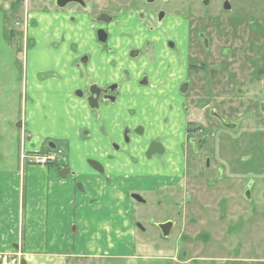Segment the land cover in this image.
Returning <instances> with one entry per match:
<instances>
[{
    "label": "rangeland",
    "instance_id": "obj_1",
    "mask_svg": "<svg viewBox=\"0 0 264 264\" xmlns=\"http://www.w3.org/2000/svg\"><path fill=\"white\" fill-rule=\"evenodd\" d=\"M54 1L29 0L30 5L28 6L27 3L28 7L25 8L28 13L26 14L28 17V23L25 24L28 29L26 31L21 26L24 23L21 16L17 20L19 26H15L14 16L8 17L5 22L0 21V171L17 169L22 146L21 129L18 123L31 116L32 111L30 110L36 108L35 103L41 104V109L50 110L53 106L65 103L66 94L72 90L73 82L67 78L72 72L71 68L67 67L70 66L68 51L72 46L68 38H74V36H70V32L67 35L63 34L60 40H56L54 49H51L44 39L37 42L29 38L31 27H35L34 22L36 24L38 22L37 18L32 17L31 19L32 14L37 13L36 11H58ZM79 1L83 4L71 3L68 7L80 14L74 19L75 22L83 21L85 18L83 14L97 21V16L101 12L110 16L133 13L136 17L134 23L138 28L155 32L159 35L157 38L159 42L163 41L168 44L173 42L174 47L162 49L163 54L159 49L153 60L156 67L160 66L158 72L166 77L170 78L173 72L176 75L178 73L174 71L173 62H178L179 69L183 70L180 72V77H186L189 60L187 44L189 43L191 56L197 57L199 66L205 62L206 69L211 65L223 68L216 90L219 92L222 90V85L228 82L230 88L228 93H216L214 108L222 114L228 113V119L238 123L239 127L225 131V136L219 134L222 139L219 148L222 150L212 155L210 160L213 163H211L210 170H207L205 166L208 153L202 154L201 157L198 156L194 164H188V169L192 174L188 175V180H184L182 187H179L183 190L176 192V197L180 196L181 199L170 197L164 190L152 194L143 192L147 202L137 205L136 217L143 223L141 225L145 230L139 229L137 224H132L136 236L133 254L129 248L123 247L122 242H118L117 247L109 251L111 256L106 258V261L81 258L69 263L264 264V97L262 98L264 96V76L256 78L253 72L256 66H264L262 64L264 62V36L260 39L261 48L257 49L259 52L253 53V56L249 54V57H255L256 61L251 64L246 63L245 66L242 58L232 59L231 55L236 53L231 54V50H227L225 57L219 55L223 46L228 45L226 44L228 40L226 36L223 41L216 35L222 22L218 24L211 17L218 13L225 14L222 6L224 0H157L156 3H149L154 0ZM249 1L254 0H236L237 14L234 16L230 14L232 25L242 23L240 21L245 11L243 5ZM144 4H148L153 10L156 8L165 11V17H167L162 22L159 21V10L151 13L148 5ZM61 11L67 13L66 10L61 9L59 12ZM29 13H32L31 16ZM185 18H187L186 21ZM179 23H182L181 27ZM246 23L245 25L248 26V22ZM184 28L187 33H190V42L185 40ZM12 30H14V35ZM201 33L204 35L199 37ZM212 33L216 38L213 50L217 52V56L212 62H208V54L202 41L207 35L211 37ZM239 36L240 31L228 34L232 41H236ZM74 45V48L76 45H79V48L90 46L83 40ZM108 46V44L102 45V49L107 50ZM241 55L246 56L245 53ZM143 56L139 58L140 63L147 61L143 60ZM258 61L261 62L257 63ZM33 76L37 82H44L35 92L30 90ZM105 77V75L102 76V78ZM208 78L207 73L193 76L192 96L188 95L186 98L187 106H192L194 102L198 104L199 110L194 112L198 117V122L204 127L203 135L209 134L206 125H212L210 116L207 115L209 108L206 111ZM227 78L229 81L226 80ZM251 87L254 89L251 90ZM168 88L172 90V87ZM242 90L244 92L246 90L247 93L241 94ZM213 123L217 124L215 119ZM181 131L180 128L174 133L179 137ZM168 140L170 142L169 155L173 158L178 155L179 150L176 146V139L171 137V132ZM214 143L215 140L211 142V145ZM58 144L67 150L71 149L67 142L58 141ZM64 155L68 158L67 152ZM177 166L180 167L181 164L178 163ZM221 176L223 178H220ZM186 189H192V201L194 202L189 201L187 195H183ZM247 192L250 194L246 195ZM220 195H223L222 201H219L221 200ZM220 202L223 206L222 210ZM204 204L206 209H199V206ZM186 206L188 207L187 214H192L196 221L210 224H184L182 220L186 219L184 214ZM190 218L188 217L187 220ZM218 220H225L229 224H215ZM165 221L174 223L168 238H164L159 229V224ZM71 236L69 235L66 244L71 243ZM186 253V257L183 258ZM6 264H20V262L18 263L16 257H12L6 261Z\"/></svg>",
    "mask_w": 264,
    "mask_h": 264
},
{
    "label": "flooded vegetation",
    "instance_id": "obj_2",
    "mask_svg": "<svg viewBox=\"0 0 264 264\" xmlns=\"http://www.w3.org/2000/svg\"><path fill=\"white\" fill-rule=\"evenodd\" d=\"M77 2L83 4L79 0H57L55 2V5L57 7L65 8L71 3L78 4ZM156 2L157 0H154L153 2L149 3ZM222 6L225 10V14L221 15L220 13H218L211 17V19L213 21H217L218 24L222 22L218 33L216 32V35L221 37L220 39L223 41L226 36V39L228 40L226 41V44L228 45L223 46V48L219 51V55L221 57H225L228 53L227 50H231V54L236 53L235 55H231L233 56L232 59L242 58L244 60L243 63L245 64V66L247 65L246 63L251 64L253 61H256V58L249 57V54H252L253 56V53L259 52L257 49L261 48L260 39L264 36V0H254L245 3L243 5V7L245 6V11L243 13L244 16L240 21L242 23L239 25H232L233 21L230 17L231 13L232 16H234V14H237V11L235 9L237 6L236 0H224V2H222ZM27 7L28 6H26V8ZM149 8L150 7L148 5V9ZM156 10H159V21L162 22L163 20H165V18L167 17H165V11L156 8L155 10L151 8L149 9L151 13ZM248 10L249 12H247ZM134 16L135 15L133 13L126 15L116 14L114 16H110L105 12H101L97 16V21L91 19V27L93 28L94 34V44L88 47L81 46L80 48L79 45H76V47L74 48L75 43H72V46L68 51L70 66H67L71 68L72 72L67 76V78L69 81L73 82V85L77 84L79 82L77 80H80V75H84L85 77V73L88 72V66L90 65L92 59V65H97V81H93L90 79L85 82V85H82L78 88L72 87L73 89L71 90V92L69 94H66L65 103L68 102V98H73L76 103H81L84 101L92 109L93 115L97 119H99L101 110L106 108L110 109L111 106L116 103L119 95H121L120 83L109 80H112L117 75L118 77L121 76L119 74L120 71L118 70L124 63H132L134 68L132 70L133 73H140V84L144 83L146 85H151L152 80L159 77L162 79V84L170 81L173 85L175 93L170 98L171 103L169 104L168 114L166 115V117L164 116L165 118L163 117L162 120H158L156 118L158 115L162 116L163 108L159 100L156 97H153V101H150V103L148 104L152 107L144 109L140 121H136L139 117L136 116L138 112L133 111L131 115V118H133V120H127L125 123L111 127L110 132L103 129L101 133L106 137V140L103 141V146L101 147L97 143V146H99V150H97L96 153L97 156L88 157L86 159L88 165L96 170L99 175L103 176L104 181L108 186L114 184V177L113 175L108 173L107 165H115L122 161L129 162L132 167L133 173L136 175L128 180L127 185H129V188H126L124 192L125 198L127 200L126 210L128 212L130 224H143L136 217V210L138 208L137 205L146 204L147 202V199L143 192L152 194L159 192L160 190H164L170 197L181 199L180 196L178 198L176 197V192L177 190H183L179 189V187H182L183 181L188 180V177L192 174L191 170L188 169V164H194V161H196L198 156L201 157L202 154L208 153L205 158V163L207 164L205 166L207 170H210L212 166L211 163H213L210 160L212 155L222 150V148H219L222 142L221 136H225V131L227 132L237 129L239 126L238 123L231 122L228 119V113L226 115L222 114L218 111V109L215 110L214 108V98L216 93H228L230 88L229 82L226 84H223L225 83L223 82L222 90H219V92L216 90V86H219L220 83L219 76L223 68H218L215 67L216 65H211L206 69L205 62L199 66L197 64V57L193 55L191 56V52L189 49L191 45L189 43L187 44V57L189 56V60L187 61L188 70L186 72V77H180V72H183V70L179 69L178 62L172 63L173 67H175L174 71L178 72L177 75L175 72H173L171 74V77L169 78L160 74L158 72L160 66L156 67V65H154L153 63V60L155 56H157V52L159 49L162 53V49L166 50L167 48L174 47V43L170 42L168 44L163 41H157L159 35H156L155 32L138 28L134 23V18H136ZM184 20L186 21L187 18H185ZM246 22H248V26L245 25L247 24ZM181 26L182 23H179V27ZM220 30L223 31L221 32ZM235 31H240V36L236 41H232V39H229L228 34H231ZM202 35H204V33H201L198 36L201 37ZM101 37H105L106 40L103 42L101 40ZM184 37H186L185 40H188L190 42V33H187L185 31V28ZM215 40L216 38L212 33L211 37L210 35H207L202 41L205 47V51L208 54V62H212L213 59L217 56V52L213 50V48L215 47ZM105 44L109 45L107 50L102 49V45ZM94 45H96V52L91 51ZM145 50H147L146 53H144ZM241 53H245L246 56L243 57ZM141 56H143V60L146 59L147 61H142V63H140L141 60H139V58ZM93 61L97 62V64H95ZM260 62L261 61H258L257 63ZM262 64L264 65V62ZM189 70H191L190 75ZM253 72L256 75V78L263 77L264 66H256L253 69ZM199 73H207L209 75V78L207 79L209 85L206 92V103H208V105L206 106V111L207 108H209V111H207V115L209 114L210 124L212 125H206V129L209 132V134L207 135L202 134L204 131V127L198 122V117H196V113L194 112L195 110H199L198 104L195 102L192 103V106H187L186 104V98L188 97V95L192 96L193 76H196ZM104 75L106 77L102 78V76ZM126 76H130V73L128 71L126 72ZM167 78L168 80H166ZM53 79H56V77H53ZM226 80L229 81V78H227ZM43 83L44 82H40L39 85L41 86ZM39 85L35 88V91L37 90ZM254 87H251V90L254 89ZM242 91L241 94L244 95L246 90L245 92ZM253 91L255 92V90ZM263 97L264 96H262V98ZM52 108L53 107H51L50 110H46L41 109V107H36L32 109V111L46 114L50 113L52 111ZM213 119L216 120L217 124L213 123ZM27 121L28 118H24L23 122L18 123V127L21 129L22 144L20 150L21 154L19 165L21 163V165L31 164L53 168L61 179H66L69 176L77 177V171L72 169L69 163V160L71 162L69 148L67 150L65 149V147L63 148V146L58 144V141H63L67 142V144L70 146L71 139H60L53 136H47L46 138H44L39 149L36 148V146L28 147L33 136L32 132L29 129ZM40 125L43 128H46L48 127V121H46L45 119V121ZM180 128L182 129V131L180 132L181 136L179 135V137H177L174 132H176ZM88 131V128H81L77 132V136H79L81 140H86L88 138ZM170 132L171 137L176 139V146L179 150L178 155L173 158H171L169 155L170 142L168 138L170 136ZM219 134H221V136ZM213 140H215V143L211 145V142H213ZM181 150H183L182 153ZM65 152H67L68 158L65 157ZM188 159L190 160L189 162ZM178 163L181 164L180 167L177 166ZM93 164H96L97 168L94 167ZM62 174H65V176H63ZM220 178H223V176H221ZM98 185L99 184L97 183V186ZM76 186L78 191L85 193L86 189L83 182L77 181ZM227 190H225V192ZM192 192V189H186L183 195H187L189 197V201H192ZM98 193L99 191H97V204L103 201L98 196ZM249 194V192L246 193V195ZM220 196L221 200L219 201H222L223 195ZM201 208L206 209V205L204 204L199 206V209ZM222 208L223 206L221 203L220 209L222 210ZM187 213L188 207L186 206L184 207V214L186 216V219L184 218L182 220L184 224H210L209 222H198V220L196 221L195 217H193L192 214ZM188 217L191 218L187 220ZM168 222H171L174 227L173 221H165L160 224H166ZM227 223L228 222L225 220L215 221V224ZM72 229H74L73 231H76L75 226H73ZM141 230L145 229L143 228ZM15 245L17 247L11 246L12 250H9L8 259L16 257L18 263L20 262V264H24V252L20 250L21 248H19V243H15ZM1 253L2 252H0V254ZM186 255L187 253L184 254L183 258H185Z\"/></svg>",
    "mask_w": 264,
    "mask_h": 264
},
{
    "label": "crops",
    "instance_id": "obj_3",
    "mask_svg": "<svg viewBox=\"0 0 264 264\" xmlns=\"http://www.w3.org/2000/svg\"><path fill=\"white\" fill-rule=\"evenodd\" d=\"M27 3L29 6V0H0V21L5 22L8 17L14 16L15 26H19L17 20L21 16L24 21L21 26L28 30L25 26L28 23ZM68 7H58V11H36L31 13L32 16L29 13L31 19L37 18L38 21L37 24L34 22L35 27H31L29 38L37 42L44 39L54 49L56 40L70 32V36H74L68 38L70 44L83 40L92 46L94 34L91 17L83 14V21L75 22L73 19L80 14ZM61 9L67 13L59 12ZM91 51L96 52V45ZM131 64L124 63L118 70L121 76L109 80L120 83L121 95L110 109L101 110L99 119L86 102L76 103L73 98H68L67 103L53 106L50 113L30 110L32 112L27 123L33 138L28 147L36 146L39 149L47 136L71 139L69 163L78 175L61 179L53 168L21 163L17 169L0 171V264H6L11 246L17 247L15 243H19L20 250L24 252L26 264H70V261L81 258L106 261L111 256L109 251L116 248L118 242H122L123 247L129 248L133 254L136 236L129 222L124 192L129 188L128 180L136 174L127 161L107 165L108 173L114 177V184L108 186L103 176L86 160L97 156V143L103 146L106 140L101 133L103 129L110 132L111 127L133 120V111L138 112L136 121H140L144 109L152 107L148 104L153 97L159 100L163 108L162 116L156 118L162 120L168 114L170 98L175 93L171 82L162 84V79L158 77L152 80L151 85L140 84V73H133ZM127 71L130 76H126ZM96 72L97 65H92L91 59L85 77L80 75L79 82L72 87L85 85L90 79L97 81ZM38 85L33 76L30 90L35 92ZM168 87H172V90ZM35 106L40 108L41 104L36 102ZM45 119L48 127L43 128L40 124ZM81 128L89 129L86 140L77 136ZM77 181L84 183L85 193L77 190ZM97 191L103 200L99 204L96 201ZM73 226L76 231H73ZM69 235H72V241L66 244Z\"/></svg>",
    "mask_w": 264,
    "mask_h": 264
},
{
    "label": "water",
    "instance_id": "obj_4",
    "mask_svg": "<svg viewBox=\"0 0 264 264\" xmlns=\"http://www.w3.org/2000/svg\"><path fill=\"white\" fill-rule=\"evenodd\" d=\"M101 32H103V31H101ZM101 40L104 42L106 39H105V37H104V38L101 37ZM93 165H94V167L97 168V165H96V164H93ZM67 172H68V170H67ZM67 172H66V173H67ZM62 175H63V174H62ZM63 176H65V174H64ZM137 226H138L139 228L143 229V227H142L141 224H137ZM159 227H160V229H161V231H162L163 236H164V237H168V236L170 235V233H171V230H172L173 224H171V222H168V223H166V224H159Z\"/></svg>",
    "mask_w": 264,
    "mask_h": 264
},
{
    "label": "bare ground",
    "instance_id": "obj_5",
    "mask_svg": "<svg viewBox=\"0 0 264 264\" xmlns=\"http://www.w3.org/2000/svg\"><path fill=\"white\" fill-rule=\"evenodd\" d=\"M60 57V56H59ZM34 60V59H33ZM40 60H41V58H40ZM43 66V65H42ZM40 86V85H39ZM51 107V106H50Z\"/></svg>",
    "mask_w": 264,
    "mask_h": 264
}]
</instances>
